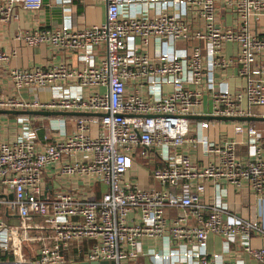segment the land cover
Here are the masks:
<instances>
[{"label":"built area","instance_id":"1","mask_svg":"<svg viewBox=\"0 0 264 264\" xmlns=\"http://www.w3.org/2000/svg\"><path fill=\"white\" fill-rule=\"evenodd\" d=\"M95 1L106 6L100 24L75 27L69 17L74 0H56L67 13L62 23L15 35L27 47L48 44L72 51L78 64L13 69L16 91L51 86L52 97H0V108L103 115L72 116V130L70 117L53 118L50 127L60 138L45 147L39 145L34 118L20 116V133L0 141V264H138L144 239L162 241L161 250L146 252L154 264H244L227 259L233 245L264 264V246L251 244L255 237L264 238V131L255 123L236 122L235 132L247 135L242 155L235 139L190 137L188 118L204 101V90L190 84H206L213 115H251L264 106V70L254 67L264 56V35L252 28L264 17V0H226L237 14V26L217 24L218 0ZM44 5V0H0V22L18 18L19 7L38 11ZM193 40L205 50L200 45L184 55L178 51L177 42ZM228 43L237 46L236 55L227 56ZM15 53L0 51V61ZM237 65L246 81L242 88L217 89L214 70ZM209 125L202 122L201 129ZM187 142L202 146L205 163L177 155ZM137 147L144 158L156 150L161 164L152 177L160 187L126 181ZM59 162L61 174L106 186L101 198L61 190L50 195L44 172ZM207 183L214 188L208 197ZM228 184L251 190L261 217L233 213L226 202ZM170 208L182 213L169 217ZM5 212H16L19 224L10 225ZM211 234L223 237L222 252H209Z\"/></svg>","mask_w":264,"mask_h":264},{"label":"crops","instance_id":"2","mask_svg":"<svg viewBox=\"0 0 264 264\" xmlns=\"http://www.w3.org/2000/svg\"><path fill=\"white\" fill-rule=\"evenodd\" d=\"M60 7L56 0H46L45 5L41 10L28 11L23 8H17L18 18H13L9 22H0V51L13 53L7 61H0V97L18 96L26 101H48L52 97L51 86L28 87L23 88L19 92L15 90L10 78V72L15 68H31L33 66L50 67L58 63H67L76 66L78 64L76 54L72 51H60L48 44H41L35 47H27L19 43L15 39L18 31H29L36 28L49 27L58 25L65 20L67 13ZM106 6L104 3H97L95 0H74L70 19L75 27L82 28L93 24H100L105 20ZM217 24L221 26H237V14L227 6L226 0H218L217 2ZM194 28V27H193ZM254 32L264 35V17L259 18L255 24L252 25ZM205 50V46L200 42L193 40L190 42L179 41L176 47L181 54L190 52V47L200 46ZM150 56L154 55L153 48L149 49ZM237 46L228 43L226 46L227 56L236 55ZM255 68L264 70V56L259 57L254 64ZM241 65L232 66L230 68H216L214 70V82L217 89L228 88L231 91H236L245 84V78L240 74ZM190 89L202 88L204 90V101L198 113L195 116L213 115L212 98L210 90L206 84L200 86L188 85ZM166 91L171 90L170 86H165ZM252 114L264 115V112L257 111V107L252 110ZM58 116H38L34 117L33 123L37 128L45 129V142L39 139L40 147H45L47 144L53 143L60 138V133L51 129V120ZM70 117L68 127L69 130L74 128V121L71 115L63 116ZM191 135L194 137L198 134L206 135L210 140L217 141L222 138L235 139L239 142L238 152L242 155L247 153L246 134H237L235 132V124L237 121H220L209 120L201 117H189ZM202 122H209L207 128L201 129ZM255 123L258 128L264 131V122H247ZM262 127V128H261ZM21 131V125L18 123V117L14 114H0V141L9 140L16 137ZM95 132L97 129L95 128ZM143 152L142 147L136 148V157L141 158L140 161L134 160V167L126 174V181L135 183L140 188L160 187V184L152 177V171L161 164L156 150L148 151L147 158L140 154ZM178 156L182 154L189 155L198 164L206 162V158L202 152V146L194 148L192 144L187 142L182 147L176 149ZM136 161V162H135ZM62 162L49 165L44 172V181L46 189L50 195H56L58 191H68L81 196H89L91 198H101L106 186L102 183L94 182L91 179H84L79 176H65L60 173V166ZM228 195L226 202L230 210L241 217H261L262 209L257 201L255 194L247 187L237 189L235 186L228 184ZM214 188L212 184L207 183L205 196H211ZM182 213L181 210L170 208L167 211L169 217H176ZM134 213L130 214V221L132 222ZM4 219L9 224L17 225L20 222V217L15 212L12 216H7L4 213ZM251 244L254 248L264 246V238L255 237ZM143 252L138 260V264H154L152 258L147 255L149 249L161 250L162 241L144 239L142 241ZM208 249L210 253L222 252L224 249V239L216 234H211L208 239ZM227 259L230 261L242 260L244 264H257L251 257L238 245H233V251L226 253Z\"/></svg>","mask_w":264,"mask_h":264},{"label":"water","instance_id":"3","mask_svg":"<svg viewBox=\"0 0 264 264\" xmlns=\"http://www.w3.org/2000/svg\"><path fill=\"white\" fill-rule=\"evenodd\" d=\"M46 0H44L45 2ZM62 7H58V11L61 12ZM0 114H14V115H27V116H101V113H90V112H69V111H56V110H27V109H2L0 108ZM201 117L209 120H220V121H239V122H264V115H245V116H224V115H202L195 116L189 115L188 118ZM39 139L45 142V129L39 128L37 130ZM108 261H101L100 264H108ZM74 264H90L89 262L74 263ZM97 264V262L93 263ZM114 264V263H113Z\"/></svg>","mask_w":264,"mask_h":264},{"label":"rangeland","instance_id":"4","mask_svg":"<svg viewBox=\"0 0 264 264\" xmlns=\"http://www.w3.org/2000/svg\"><path fill=\"white\" fill-rule=\"evenodd\" d=\"M257 111H259V112H264V106H262V107H257ZM257 126H261V125H257ZM262 128V127H261ZM135 159H137V158H135ZM141 160V158H138L137 159V161H140ZM136 162V161H135ZM10 225H13L14 226V224H10ZM31 253V251L30 250H28L27 251V254H30Z\"/></svg>","mask_w":264,"mask_h":264},{"label":"trees","instance_id":"5","mask_svg":"<svg viewBox=\"0 0 264 264\" xmlns=\"http://www.w3.org/2000/svg\"><path fill=\"white\" fill-rule=\"evenodd\" d=\"M15 116H17V117H20V116H24V115H15ZM31 117H38V116H31Z\"/></svg>","mask_w":264,"mask_h":264}]
</instances>
